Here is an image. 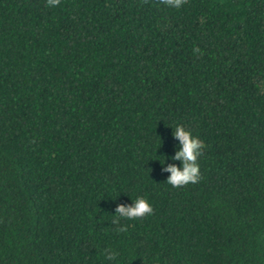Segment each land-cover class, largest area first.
I'll return each mask as SVG.
<instances>
[{
	"label": "trees",
	"instance_id": "trees-1",
	"mask_svg": "<svg viewBox=\"0 0 264 264\" xmlns=\"http://www.w3.org/2000/svg\"><path fill=\"white\" fill-rule=\"evenodd\" d=\"M0 264H264V0H0Z\"/></svg>",
	"mask_w": 264,
	"mask_h": 264
},
{
	"label": "clouds",
	"instance_id": "clouds-1",
	"mask_svg": "<svg viewBox=\"0 0 264 264\" xmlns=\"http://www.w3.org/2000/svg\"><path fill=\"white\" fill-rule=\"evenodd\" d=\"M184 0H164V3L172 8H180ZM61 0H47V6L55 8L59 6ZM173 137L178 140V145L174 155L171 157H164L161 162L163 171L170 173L166 182L173 187H181L188 183H197L200 179V166L198 159L205 147L204 141L197 135H194L190 129H187L183 124H177L173 131ZM166 159L179 161L177 163H166ZM129 205L118 204L115 209L114 216L116 222L120 219L132 220L135 218H143L153 212V207L150 201L143 196H138ZM123 232L126 231V226L118 229ZM105 259L109 262L116 260L118 253L105 249Z\"/></svg>",
	"mask_w": 264,
	"mask_h": 264
}]
</instances>
